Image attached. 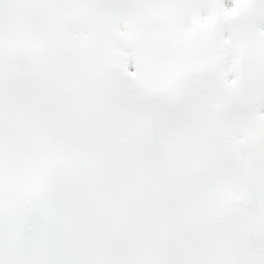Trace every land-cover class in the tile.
I'll use <instances>...</instances> for the list:
<instances>
[{
  "label": "snow or ice",
  "instance_id": "6c2138e0",
  "mask_svg": "<svg viewBox=\"0 0 264 264\" xmlns=\"http://www.w3.org/2000/svg\"><path fill=\"white\" fill-rule=\"evenodd\" d=\"M0 264H264V0H0Z\"/></svg>",
  "mask_w": 264,
  "mask_h": 264
}]
</instances>
